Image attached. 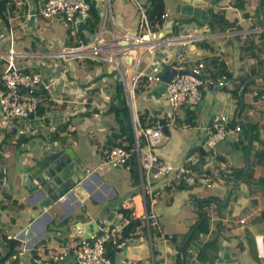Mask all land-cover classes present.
Returning a JSON list of instances; mask_svg holds the SVG:
<instances>
[{
	"label": "crops",
	"instance_id": "crops-1",
	"mask_svg": "<svg viewBox=\"0 0 264 264\" xmlns=\"http://www.w3.org/2000/svg\"><path fill=\"white\" fill-rule=\"evenodd\" d=\"M44 1L8 0L5 11L6 16L10 17L9 24L15 33L14 47L20 54L17 62L27 64L28 69L31 70L35 63L47 56L57 57L55 54L59 51L72 50L71 47L84 44L79 29H83V33L87 35V42L94 35V33L89 34L84 29L85 26L83 28L76 26L77 37L71 34L58 36L56 27L59 26H52L44 20L57 19L59 25L62 19L66 23L69 22L61 15L43 19L40 9ZM90 1L99 10L101 16L99 26L105 16L106 6L108 7L109 16L105 23L108 31L112 27L118 35L124 30L137 33L146 31L141 16L137 20L134 15L133 3L138 9L137 2L145 7L148 0H132L133 3L131 0ZM163 1L166 15L162 17V24L158 28H152L151 31L153 39L159 41L155 48L153 63L149 68L154 71L152 73L163 71L179 59L186 65H194L198 61L205 64L215 60L216 64L223 63L230 73L224 86L214 83L213 87L208 88L205 85L202 99L193 105L195 116L190 121L187 109L189 103L182 101L176 106H171L168 104L165 89L159 91L157 86L147 88L149 92L145 98L150 104L147 106L151 110L150 113L155 114L158 119L165 120L168 129L165 138L174 139L172 150L166 149V152L161 151L160 154L156 152V148L154 151L156 150L155 152L162 159L179 164L187 159L191 149L194 153L197 152L196 149L200 151V148H203L204 163L202 165L200 160V166H203L204 170L199 173L193 185L174 184L162 190L156 197L154 211L159 230L152 219L150 225H147L138 174L136 179L131 173L130 165H123L125 174L129 175V179L124 175L126 181L108 174V168H103V172L99 174L95 173L93 170L100 162L94 167L89 165L90 148L85 143L83 154L86 156L80 157L79 154L78 156L86 166L87 176L91 175L94 188L83 202L93 206L100 205L106 211L98 216L97 211L89 210V216L84 220L78 218V213L81 209L86 212V204L78 209L76 201L65 199L62 202L50 203L44 208L50 218L44 216L42 220H38L31 217L27 224L14 230L16 223L20 222L12 212L20 211L21 205L18 204L15 196L6 192L5 188L12 189L14 182L17 181L16 175L8 178L9 170L11 168L21 170L23 163L18 167L12 158L15 156L21 158L24 150L33 145L39 146L37 152L48 151L49 147L58 149L59 145L57 138L50 139L51 132L47 134L48 137L41 132L26 134L21 144L13 136L14 134L5 135L3 141L10 143V155L3 156L0 150V177L1 169L7 168V183L5 186H0V255L8 251V239L15 238L20 242L16 253L9 257L10 264H19L20 261L22 264H58L51 260L48 249L55 250L73 245L83 237V232L79 230L70 231V224L77 220L88 221L92 218L99 222L105 219L109 210H114L118 223L125 224L130 218L134 221L138 220L128 236L121 240V246L110 245V251H106L113 264H264V155L260 159L255 157L256 150L264 146V33L261 29L264 0ZM4 30L5 24L0 19V35ZM164 37H172L171 43H163L161 40ZM7 49L8 44L0 38V64L5 61ZM180 52L182 57L178 56ZM68 56L81 58L75 57L74 54H67L66 58ZM82 59L89 61L88 65L84 66L85 75H79L73 63L71 66H64L53 61L52 71L59 73L67 67V79L65 81L62 78L57 79L53 83L51 91L55 100H45L41 106L43 111L39 109L38 113L53 117L62 111L69 112V103L86 102L85 105L89 106V110L85 111L86 114L77 118L73 124L63 118L59 124L62 128L58 125L52 132L58 131V137L63 135L68 137L72 131H74L73 135L80 134L75 128L78 123L82 126L96 124L97 130L106 132V138L93 148L95 154L99 150L102 151L104 164L108 148L105 145L106 140L112 131L115 129L119 131L114 115L107 111L112 93L115 91L110 77L111 68L103 65L106 62ZM146 59L147 56L145 61ZM212 62L208 68L204 66L205 73L219 68L214 69L211 66ZM4 68L5 64L0 65V87ZM69 70L72 72L71 75L67 74ZM220 76L217 74L214 77L217 79ZM261 90L259 94L258 91ZM125 103L130 113L134 138L135 129L126 96ZM134 104L139 116L146 107L141 110L137 106L136 99ZM93 113L94 116L89 117ZM221 113L228 115L230 128H234L235 124L240 125L241 128L227 133L214 146L209 147L205 142L209 126L212 118ZM149 116L145 119L148 120ZM40 122V118L35 121L41 125ZM5 130L3 127L4 133ZM80 135L85 141L86 133ZM93 136L94 134L87 137L89 143L93 142ZM114 141L128 145L123 134L118 135ZM72 142L78 143L76 138ZM13 146L16 147L15 155L12 151ZM67 146L74 150L70 142L65 144V147ZM142 148L145 150V146ZM38 156L41 154L39 153ZM7 159L10 160L6 163ZM31 160L32 165L38 161L34 157H31ZM25 166L26 169L31 165ZM136 171L139 172L137 159ZM205 177L210 178L213 182L212 186H207ZM134 193L136 194L132 196ZM163 193L167 194L165 199ZM123 208L130 209L129 218L123 215ZM67 211L69 215L62 222H58ZM241 217H247V220L241 222ZM202 220L205 229H200L201 231L184 246L185 235L191 232L193 225ZM28 224L31 226V234H26L23 239L19 237V233ZM43 227H45L44 231ZM208 230L210 237L206 240L204 234ZM160 231L163 235L171 234L172 238L165 240ZM60 239L63 241L61 242ZM113 247L116 253L111 251ZM63 264H78V262L71 256Z\"/></svg>",
	"mask_w": 264,
	"mask_h": 264
},
{
	"label": "built area",
	"instance_id": "built-area-1",
	"mask_svg": "<svg viewBox=\"0 0 264 264\" xmlns=\"http://www.w3.org/2000/svg\"><path fill=\"white\" fill-rule=\"evenodd\" d=\"M90 0H45L40 9V15L43 18H49L54 15H61L67 22L76 23L78 20H85L89 16L91 9ZM138 9L141 13V21L145 28V32L137 33L124 30L121 35L112 27L108 31L105 28L106 19L109 16L108 7L103 17L101 25L94 32L93 38L84 44L71 47L72 50L59 51L55 55L66 57L67 54H74L75 57L88 58L97 62H106L118 74L124 94L129 104L132 116V122L135 129L134 143L131 148L125 147L123 144H113L106 153V161L113 166H122L127 163L135 152L138 162V178L140 181L142 195L145 203L144 217L147 225L150 219L154 220L158 225L156 214L154 211V201L156 197L167 187L174 184H183L186 186L193 185L197 179V167L200 162L199 152L191 153L187 159L179 164H174L169 160L162 159L153 148L165 138L164 124L157 118L152 125L142 124L137 115L135 107V87L141 81L142 77H146L149 81L157 83L160 80L159 73L149 72V68L155 57L156 41L151 36L152 27L149 24L145 7L137 2ZM110 10V7H109ZM166 13H162V17ZM10 17H7L8 25L0 35L8 44L5 55V68L1 75L0 87V150L3 156L10 155V146L8 142L3 141L5 133L2 128L8 129L15 127L14 137L19 135H30L35 132H41L46 137L47 134L55 130L63 120L76 121L78 112L89 110L86 102H79L73 110L69 112L62 111L53 117L46 114L38 113L42 103L48 99H54L52 96V85L57 79L65 81L67 67L61 72L52 71V66L47 64L43 59L33 65V70L28 69L27 64H18L17 57L20 55L14 47L15 33L13 27L9 24ZM108 32V33H107ZM148 33L149 38H145L144 34ZM165 44H170L172 37H164L161 40ZM28 55V54H27ZM31 56V54H30ZM145 56L147 59L145 61ZM182 57V53L178 54ZM46 66L44 67V65ZM173 66L176 69L189 67L196 74L202 75V69L205 64L202 61L196 62L194 65H186L179 59ZM54 68V66H53ZM229 75L223 73L216 80H205L203 77L197 78L191 74H175L166 84V97L168 104L176 106L179 102L186 101L189 105H194L202 99L203 89L207 83L224 86L227 84ZM43 83L42 88L39 85ZM24 87V89H23ZM46 92V93H45ZM40 118L41 125L35 123ZM229 117L226 113H221L212 118L209 126L206 144L209 147L223 138L227 133L240 130V125L235 124L234 128L228 126ZM44 127V130L38 128ZM143 140V143L141 141ZM145 146L144 153H141V147ZM207 186H212L209 177H205ZM7 183V168L1 169L0 186ZM65 199L62 196L60 200ZM247 217H241L240 221L245 222ZM124 224H106L100 227L95 237H82L73 245L60 247L58 249H48L51 260L63 264V259L67 254H74L78 264H113L111 257L106 254V245L121 246L119 239L120 232ZM159 227V225H158ZM160 230V227H159ZM162 234V232L160 231ZM165 240L171 239L172 235H163ZM210 237L208 230L204 234V239ZM11 258L5 261L10 264Z\"/></svg>",
	"mask_w": 264,
	"mask_h": 264
},
{
	"label": "water",
	"instance_id": "water-1",
	"mask_svg": "<svg viewBox=\"0 0 264 264\" xmlns=\"http://www.w3.org/2000/svg\"><path fill=\"white\" fill-rule=\"evenodd\" d=\"M76 26L78 28H83L85 22L82 20L76 21ZM261 29L264 33V15L261 13ZM145 38H149V34H144ZM191 74L197 78H201V74H196L191 68H179L176 69L173 65L168 66L166 69L159 73L160 80L157 82V89L163 90L166 88V84L169 79L175 74ZM215 84L207 83V87L211 88ZM43 83L39 85L42 88ZM24 89V87H23ZM201 104V102L199 103ZM9 133L14 134L15 127L9 128ZM25 135L21 133L19 138L23 140ZM143 143V140L141 141ZM249 146V145H248ZM48 153L45 157H41L34 165L27 167V173L25 174L24 185L29 191L28 200L30 203H37L39 206V214L32 215L36 219L42 220V217L50 218L49 215L44 211L47 205L50 203H58L63 200L76 201V207L79 209L84 204H86V214L89 215V210L97 211L98 216L104 213V207L100 205L93 206L83 201L87 199L90 191L94 188V184L91 181L90 176H87L86 166L82 159L76 155L75 151L71 147H64L58 149L48 148ZM202 153H205L203 148H200ZM192 153V149L188 152L187 156ZM62 196L65 199L60 200ZM84 213V215H85ZM69 215V211L65 212L58 220L62 222L66 216ZM76 216V215H75ZM119 220L115 216L114 210H109L104 220L97 222L95 219H90L88 221L77 220L70 224L69 230L75 232L79 230L83 232L84 237H89L97 234L100 227L106 224H116ZM30 224L26 225L19 237L25 238L26 234H31ZM45 227H43V231ZM62 242L63 239H60ZM106 249H110V245H106ZM75 257L74 254H67L63 262L69 257ZM22 264V261L19 262Z\"/></svg>",
	"mask_w": 264,
	"mask_h": 264
},
{
	"label": "rangeland",
	"instance_id": "rangeland-1",
	"mask_svg": "<svg viewBox=\"0 0 264 264\" xmlns=\"http://www.w3.org/2000/svg\"><path fill=\"white\" fill-rule=\"evenodd\" d=\"M131 2L133 3V1L131 0ZM133 9H134V15L136 17V19L138 20L139 17L141 16L140 15V10L136 8V6L134 5L133 3ZM44 19V18H43ZM44 21H47L49 22L50 25L52 26H59V27H56V34L58 36H64V34L66 35H69L71 34L73 37H77V33H76V30H75V23H72V22H69V23H66L63 19L61 21V24L59 25V21L57 19H45ZM119 31V30H118ZM45 61V63L48 65V63H50V66H52L53 64V61H56L57 63L61 64V65H69L71 66V64L73 63L76 67V72L79 74V75H85L86 73V69L84 68V66L88 65L89 61L85 60V59H82V58H73V57H70L68 56L67 58L64 57V56H60V57H55V56H47L43 59ZM3 64H5V61L2 62ZM0 64L1 66L3 64ZM104 63V62H103ZM46 64L44 65V67L46 66ZM104 66H109V64L107 63H104L103 64ZM111 68V67H110ZM149 72H154L152 71L151 69L148 70ZM71 70H69L67 72L68 75H71ZM112 78V83H113V89L114 90H119L120 89V85H122V83L120 84L121 80L118 76V74L116 73V71H114L112 68H111V76ZM152 82V81H151ZM150 86V88H154L157 86V83H149L148 84V87ZM164 90V89H163ZM148 89L143 92L141 95H139L140 93L138 94H134V97L136 99V103H137V106H139V108L142 110L145 107H147L148 105H150L147 101H146V94L148 93ZM125 97V96H124ZM57 104H59V102H57ZM77 104L75 103H69V107H70V110H73L74 108L73 107H76ZM87 111V110H85ZM85 111H82V112H85ZM104 112V111H103ZM81 112H78L76 113V115L80 114ZM84 113H82L83 115ZM82 115H78L76 117L79 118L80 116ZM94 116V113L91 114L89 117H92ZM72 122V121H71ZM75 128L77 130L78 133L80 134H85L84 135L86 137V140L83 141V139L80 137L81 135L80 134H76V135H73L74 134V131H72L70 133V135L68 137H57V142H58V145L60 148H64L65 147V144L67 142H70V145L73 146L74 148V151L76 153V155L78 156V154L80 155V157H84L86 155L83 154V151H84V144L87 143L88 147L90 148V160L88 161L90 164L91 167H94L96 165L97 162H100L99 166L98 167H95L94 168V172L95 173H98L99 172H103V168H108V174H111L113 177H118L121 181H126L127 179H129V175L125 174V167L124 166H121L120 168L118 167H115L113 166L110 162H107L105 161L104 164H103V155H102V151L99 150L97 154H95V147L98 146L99 144V141H102L103 139L106 138V132L105 131H99L97 130V125L96 124H89V125H86V126H82L80 125V123H78L77 125H75ZM74 128V129H75ZM75 130V131H76ZM94 134L93 136V142L92 143H89L87 141V137H91L92 135ZM109 134V133H107ZM110 135V134H109ZM76 138L78 143L75 144L73 143V139ZM63 139V140H62ZM164 138L161 142H159L158 144L154 145L153 148H156V152H158L159 154L162 152H166V149L167 150H172L173 148V143H174V139H166ZM24 141L21 140L20 141V144L23 143ZM65 143V144H64ZM16 148L15 146H13V149L12 151L14 152V155L16 154V150L14 149ZM101 148V147H100ZM39 149V146L37 145H33L31 148H27L24 150L23 152V156L21 158H18V156H15L13 157L12 159L15 160V162L17 163V166H21L22 163H23V167L20 169L18 168H11L9 170V173H8V178H11L13 175H16L17 176V181L14 182L13 184V187L12 189H8V188H5L6 192H9L10 195H13L17 198L18 200V204L21 205V209L20 211H13L12 214L14 217H16L20 223H16V227L14 230H17L20 228V226L24 225V224H27V222H29L31 220V215H35V214H39L40 210H39V206L37 203H30L28 201V195H29V191L27 190V188L25 187L24 185V179H25V174L27 173V168L25 169V165L29 164V165H32L33 161L31 160V157H34V159L36 160H40L41 159V156L42 157H45L46 154L49 152V151H42V150H39L37 152V150ZM39 153L41 154V156H38ZM93 153V155H91ZM141 153L143 154L144 153V149L142 148L141 149ZM102 155V156H101ZM10 159H7L6 163L9 161ZM173 160V159H171ZM174 163V162H173ZM124 175H127L126 178L124 177ZM136 193L132 194V196H134ZM167 196L166 193H163V199H165V197ZM85 210L84 209H81L79 210V215H78V218H82V219H86L89 215H87L85 213ZM80 216V217H79ZM113 253H116L117 251L115 250V247H113V250H111ZM109 252V251H107Z\"/></svg>",
	"mask_w": 264,
	"mask_h": 264
},
{
	"label": "trees",
	"instance_id": "trees-1",
	"mask_svg": "<svg viewBox=\"0 0 264 264\" xmlns=\"http://www.w3.org/2000/svg\"><path fill=\"white\" fill-rule=\"evenodd\" d=\"M7 2H8V0H0V19L2 20V22L6 26L8 25L7 16L5 13L6 8H7ZM12 6H14L13 3H12ZM145 7H146L145 8L146 15H147L150 26L152 28H158L163 22V18L161 15L165 9L164 1L163 0H148V3L146 4ZM100 22H101V16H100L99 10L94 5H91L89 16L85 20L84 29L87 30V32L89 34H93L97 30V28L99 27ZM79 32H80L79 35L81 36V41L86 42L88 40V37H87V35H85L83 33V29H79ZM214 61L213 62L210 61L213 64V65L211 64V66H213L214 69H216L215 67H219V68L216 69V71L205 73L204 70L210 66L209 65L210 62L205 63L206 68L204 67L205 69H203V72H201L203 79H205V80H208V79L216 80L214 76L217 74L222 75L225 72L227 74H230L223 63L216 64V62H214ZM149 83H151V81H149L146 77H142L141 81L135 87V94H138V93L142 92L143 90H146L148 88ZM120 84H121V82H120ZM159 91H163V90H159ZM260 92H262V90L258 91L259 94H260ZM124 96H125V94H124L123 86L120 85V89L117 91L115 90L112 93V97L110 99V104L107 107V111L114 115V121L116 122L117 128L119 129V131L118 130L116 131V129L115 130L113 129L114 131H112L110 133V135L108 136V139L106 140V143H105V145L108 147L107 150H109L113 144H121V143H118L119 141L118 142L114 141L117 138V136L121 135V134L124 135V138L128 142L127 143L128 145H126L125 147H127V148L132 147V143H133V139H134L133 138V132H132V125H131V120H130V113L128 110V106L125 103V97ZM120 105H121V107H120ZM187 109L189 112L188 120L190 121V120H192V117L195 116L194 115L195 110L193 108V105H189L187 107ZM40 111L42 112L43 108H41ZM150 111L151 110L148 109V107H146L144 109V111L139 114V119L143 125L144 124L152 125L156 122L157 117L155 116V114L152 115L150 113ZM82 113L86 114V112H81L79 115H82ZM148 116H149V118H148V120H146L145 117H148ZM160 120L164 124V132L167 133L168 129L165 125V120L163 118ZM234 124L235 123L233 122L232 125H234ZM60 128H62V127L60 126ZM117 132H119V133H117ZM5 135L11 136V133H9L8 129L5 130ZM58 136H59L58 131L51 132L50 139L55 140ZM18 141L20 142L21 139L18 138ZM196 150L198 151V149H196ZM198 152L200 155L201 163L203 165L204 154L201 151H198ZM106 153H107V151H106ZM263 155H264V146L261 149L256 150L255 157H257V159H260ZM127 165H130L131 173L137 179L138 173L136 171V155H135V152H133V155L130 157L129 161L124 164V166H127ZM249 169H251V168H249ZM203 170H204L203 166H200V162H199L198 167H197L198 174L201 173ZM122 210H123L122 211L123 215L126 218H129L130 209L123 208ZM136 222H138V220L134 221L133 219L130 218V220L123 225L121 232H120V237H119L120 240H122L128 236L130 231H132L131 229H132L133 225ZM204 225H205L204 220L200 221L198 224L193 225L191 232H189L187 235H185L184 246L186 245V243H188L190 241V239H192L194 237L195 234H197V232L201 231L200 229H203V230L205 229ZM205 232H207V231H205ZM19 244H20V242L15 238H10L7 240L8 251L4 255H0V264H5L6 259H8L14 253H16L17 247L19 246ZM106 251H110V249H106ZM183 252H184V250H183Z\"/></svg>",
	"mask_w": 264,
	"mask_h": 264
},
{
	"label": "bare ground",
	"instance_id": "bare-ground-1",
	"mask_svg": "<svg viewBox=\"0 0 264 264\" xmlns=\"http://www.w3.org/2000/svg\"><path fill=\"white\" fill-rule=\"evenodd\" d=\"M159 35V34H158Z\"/></svg>",
	"mask_w": 264,
	"mask_h": 264
}]
</instances>
